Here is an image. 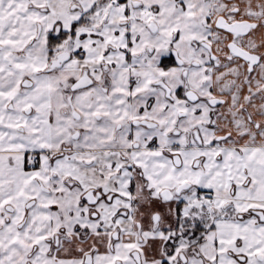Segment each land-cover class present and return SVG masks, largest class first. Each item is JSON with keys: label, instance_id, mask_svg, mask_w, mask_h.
Here are the masks:
<instances>
[{"label": "snow or ice", "instance_id": "obj_1", "mask_svg": "<svg viewBox=\"0 0 264 264\" xmlns=\"http://www.w3.org/2000/svg\"><path fill=\"white\" fill-rule=\"evenodd\" d=\"M0 264H264V0H0Z\"/></svg>", "mask_w": 264, "mask_h": 264}]
</instances>
